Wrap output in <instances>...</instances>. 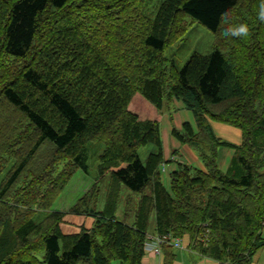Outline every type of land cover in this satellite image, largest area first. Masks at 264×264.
Here are the masks:
<instances>
[{
  "label": "trees",
  "instance_id": "trees-1",
  "mask_svg": "<svg viewBox=\"0 0 264 264\" xmlns=\"http://www.w3.org/2000/svg\"><path fill=\"white\" fill-rule=\"evenodd\" d=\"M262 4L0 0V264H143L151 221L157 235H188V248L220 264H250L264 246ZM188 16L215 42L176 68L164 52L183 37ZM240 24L246 37L226 34ZM176 99L196 126L172 133L205 170L178 162L167 188L158 116ZM212 122L239 128L241 143L218 137ZM94 141L104 144L99 181H110L92 226L66 233L61 211L36 219L78 169L88 171ZM147 144L156 148L144 163ZM95 185L94 202L102 194ZM162 252L163 264H174L176 248Z\"/></svg>",
  "mask_w": 264,
  "mask_h": 264
},
{
  "label": "rangeland",
  "instance_id": "rangeland-1",
  "mask_svg": "<svg viewBox=\"0 0 264 264\" xmlns=\"http://www.w3.org/2000/svg\"><path fill=\"white\" fill-rule=\"evenodd\" d=\"M188 26L187 30L184 33L183 37L170 46H168L164 52L165 57L168 59L169 65H174L176 68H180L186 60L190 57L193 52H200L202 54H208L213 50L214 42H215V35L214 33L205 27L202 23L192 19L190 16L187 17ZM175 101V100H174ZM181 101V100H180ZM173 105V106H172ZM170 110L166 109L163 111L159 116L158 120L160 122V118L165 112H171L172 120L179 121L176 118V113L173 111L176 109V105L173 103ZM188 113H191L188 119L182 120L181 122H189L194 127L196 126L195 117L192 110H187ZM142 117L147 116L146 114L142 113ZM183 126V124H182ZM182 126L180 128L173 125L172 129L169 132L173 138L179 140L176 136L173 135V129L182 130ZM162 139H163V132L161 131ZM166 140V135H164ZM87 151H88V171H84L82 169H78L72 177L67 182L64 190L58 196V198L53 203V206L50 208L49 211L41 210L38 211L36 215V219L40 220L44 218L50 211H61L63 212V220L61 222V228L66 233L77 232L82 228H90L92 226L94 219V215L98 210H103L104 203H105V191L108 188L109 177H106L102 181H99V155L103 152L104 144L100 141L89 142L87 144ZM156 148L154 144H147L144 147L140 148L139 154L141 156L142 161L145 163L147 157L153 149ZM230 149V148H228ZM223 151V149L221 150ZM225 152V150H224ZM223 160V158L221 159ZM221 165V161H220ZM162 168L164 164H161ZM160 166V167H161ZM225 170V169H223ZM101 186L102 194L98 195V199L96 202L93 201L94 197L91 198L90 192H94V188H96L95 184ZM99 190V193H101ZM129 190L124 188V194L122 195L121 202L119 204L117 210L118 218H122L124 204L128 205L127 197H128ZM135 195H132L134 197ZM136 199V197L134 198ZM95 206H94V203ZM95 208V209H94ZM154 220V219H153ZM154 222L151 221V227L153 226ZM151 227L148 230L147 240L154 239L157 236L156 233L151 232ZM154 230V229H153ZM264 233V229H263ZM162 236V235H160ZM180 247H175L177 252L183 248L182 238H179ZM146 240V242H147ZM145 242V244H146ZM145 246V251H148ZM187 256L190 260L197 259V256L193 255L185 251ZM41 264H46L42 262ZM112 264H119L118 260H114Z\"/></svg>",
  "mask_w": 264,
  "mask_h": 264
},
{
  "label": "crops",
  "instance_id": "crops-1",
  "mask_svg": "<svg viewBox=\"0 0 264 264\" xmlns=\"http://www.w3.org/2000/svg\"><path fill=\"white\" fill-rule=\"evenodd\" d=\"M174 104L176 105V109L173 112L176 113L175 116L179 121H173L172 116L169 115L171 112L168 113V111L165 112V114H163L160 118L161 131L163 132V154L164 160L166 161L163 163V168L162 166L160 167V172L162 183L167 188L170 187L171 172L177 168L178 162H184L188 165L196 166L205 170L204 164L189 144L182 143L179 140L173 138L171 134L169 135L173 125L180 128L183 124L181 121L188 119L191 115V113H188L187 111L190 109L186 108L182 101L176 99ZM212 127L218 137L236 144L241 143L242 132L239 128L221 122H212ZM164 135H166V140ZM232 155V148L225 149L224 155L222 157L223 160H221L220 165L222 169L228 168ZM151 232H154L153 226L151 227ZM182 242L183 248L178 250L177 258L174 264H220L218 260L202 256L188 248V235H185L182 238ZM185 251L197 256V259L190 260ZM163 259L164 253L162 251L158 253L156 251L149 250L146 251L143 257V264H163ZM250 264H264V246L253 255Z\"/></svg>",
  "mask_w": 264,
  "mask_h": 264
},
{
  "label": "built area",
  "instance_id": "built-area-1",
  "mask_svg": "<svg viewBox=\"0 0 264 264\" xmlns=\"http://www.w3.org/2000/svg\"><path fill=\"white\" fill-rule=\"evenodd\" d=\"M164 244L180 247L179 239L176 236H173L171 233H166L162 236L159 235L154 239V241L152 239H148L145 246L147 249L160 253L162 245Z\"/></svg>",
  "mask_w": 264,
  "mask_h": 264
},
{
  "label": "clouds",
  "instance_id": "clouds-1",
  "mask_svg": "<svg viewBox=\"0 0 264 264\" xmlns=\"http://www.w3.org/2000/svg\"><path fill=\"white\" fill-rule=\"evenodd\" d=\"M259 19L264 21V4L261 5ZM248 32H249V29L246 24H240L237 27L226 29V34L229 36H233V37H246L248 35Z\"/></svg>",
  "mask_w": 264,
  "mask_h": 264
}]
</instances>
